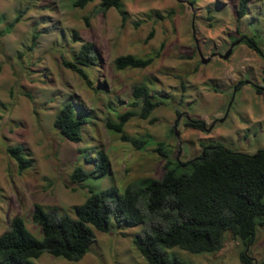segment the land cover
Segmentation results:
<instances>
[{
    "label": "rangeland",
    "instance_id": "rangeland-1",
    "mask_svg": "<svg viewBox=\"0 0 264 264\" xmlns=\"http://www.w3.org/2000/svg\"><path fill=\"white\" fill-rule=\"evenodd\" d=\"M71 1L0 0V32L20 15L0 36V234L17 216L39 237L30 218L33 204L71 215V207L89 190L113 187L121 192L144 178L159 179L164 161L196 157L208 141L246 154L264 148V0H248L238 19V0H121L125 22L114 9L100 11L97 2L78 9ZM168 11L173 12L168 19L154 17ZM150 30L153 35L146 39ZM240 35L252 37L260 54L239 43L226 59L200 63L198 52L203 58L223 54ZM82 44L92 45L97 58L95 65L83 68L86 81L61 65ZM123 55L155 58L142 69L116 70L113 60ZM239 81L243 84L234 91ZM135 85H145L150 99L159 103L149 116L153 122L132 116L124 125L127 137L145 141L138 150L105 128L106 120L138 112L140 101L130 94ZM66 102L85 119L77 143L62 138L52 125ZM189 118L203 121L206 130L184 127ZM156 143L166 157L154 151ZM16 145L31 161L22 172L4 151ZM96 151L107 156V174L72 182L74 167L93 168L84 158H94ZM142 229L110 223L107 232H95L79 261L43 253L32 263L144 264L132 244ZM239 248L238 240L227 235L214 253L165 252L189 264H239ZM249 253L255 264L264 261V225L256 228Z\"/></svg>",
    "mask_w": 264,
    "mask_h": 264
},
{
    "label": "trees",
    "instance_id": "trees-1",
    "mask_svg": "<svg viewBox=\"0 0 264 264\" xmlns=\"http://www.w3.org/2000/svg\"><path fill=\"white\" fill-rule=\"evenodd\" d=\"M92 2H97L102 12L114 9L121 22H125L127 13L121 0H72L71 7L82 9ZM247 3L248 0L237 1L236 19L245 15ZM172 13L168 11L162 16L155 12L154 17L168 19ZM19 16L4 27L0 36L19 21ZM152 35L153 30H150L146 39ZM236 39L260 54L252 37L240 35ZM154 58L118 56L113 60V67L116 70L142 69ZM96 60L92 45L82 44L69 61L62 59L61 65L86 81L83 68L95 65ZM242 84L243 81L235 84L234 91ZM258 90L255 91L258 93ZM130 94L140 101L138 112L125 111L116 117V122L106 120L105 128L117 134L121 142L138 150L144 147L145 141L127 137L124 125L132 116L153 122L149 116L159 103L150 99L145 85L133 86ZM179 115L175 111V116ZM84 122V117L74 115L72 103L66 102L55 113L52 125L62 138L77 143ZM184 127L206 130L203 121L193 118L185 120ZM161 146L156 143L154 151L166 157ZM4 151L19 172L30 167L31 161L21 146H6ZM84 160L93 162V168L86 171L74 167L70 174L72 182L99 179L107 174L109 162L102 151ZM70 213H59L55 207L45 211L33 204L30 218L39 229V237L26 229L21 218L13 217L8 230L0 234V264H33L32 260L43 253L77 262L87 253L95 232H107L110 223L116 228L142 225V231L132 238V244L144 264H189L173 253L166 254L165 250L178 248L190 254L214 253L223 247L227 235L239 242V264H255L249 248L256 228L264 225V148L246 154L208 141L201 144V152L196 157L164 161L159 179L144 178L137 184L127 185L121 192L113 187L89 190L80 204L71 207Z\"/></svg>",
    "mask_w": 264,
    "mask_h": 264
},
{
    "label": "water",
    "instance_id": "water-1",
    "mask_svg": "<svg viewBox=\"0 0 264 264\" xmlns=\"http://www.w3.org/2000/svg\"><path fill=\"white\" fill-rule=\"evenodd\" d=\"M239 42H240V40L237 39L236 41H234L233 43H231V44L229 45V47L227 48V50H226L223 54L212 53V54H210L208 57L203 58V57L201 56V54L198 52L200 63H201V64H205V63H207L212 57H218V58L223 59V60L226 59V58L231 54V50H232V48H233L235 45L239 44ZM262 81H264V71H263V75H262ZM245 83H246V84H250L249 81H248V82H245ZM174 136L177 137V132H176L175 130H174Z\"/></svg>",
    "mask_w": 264,
    "mask_h": 264
},
{
    "label": "clouds",
    "instance_id": "clouds-1",
    "mask_svg": "<svg viewBox=\"0 0 264 264\" xmlns=\"http://www.w3.org/2000/svg\"><path fill=\"white\" fill-rule=\"evenodd\" d=\"M240 43V42H239Z\"/></svg>",
    "mask_w": 264,
    "mask_h": 264
}]
</instances>
